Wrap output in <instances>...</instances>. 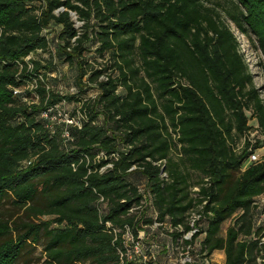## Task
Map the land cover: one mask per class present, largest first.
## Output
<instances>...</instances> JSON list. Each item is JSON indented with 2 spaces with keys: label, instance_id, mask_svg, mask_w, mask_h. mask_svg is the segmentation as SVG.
I'll list each match as a JSON object with an SVG mask.
<instances>
[{
  "label": "trees",
  "instance_id": "1",
  "mask_svg": "<svg viewBox=\"0 0 264 264\" xmlns=\"http://www.w3.org/2000/svg\"><path fill=\"white\" fill-rule=\"evenodd\" d=\"M209 1L0 0V206L12 207L0 220V264L27 260L37 246L44 254L41 264H120L121 237L114 238L105 223L129 224L134 234L142 228L129 213L140 201L138 189H148L152 197L153 209L141 216L142 223H152L154 210L157 221L175 226L192 206L189 189L204 178L209 185L200 189L212 215L201 231L200 252L223 250L224 264L250 263L261 249L264 258V243L244 238L252 234V202L264 192V162H247L248 141L233 146L250 129L264 135V103L225 21L248 38L253 35L264 56V0H229L220 6L225 19ZM59 6L83 21L74 44L70 39L77 31L68 12L53 14ZM56 26L57 51L75 63L80 92L87 84L81 59L86 41L97 40L99 57L112 61L87 81L114 71L96 83L98 97L83 105L88 122L71 128L73 140L66 146L59 132L48 134L37 115L44 103L78 98L50 91L46 99L39 87V103L27 106L12 93L26 76L25 67L18 74L17 60L46 50L40 32ZM33 64L34 72L48 68ZM119 86L124 91H117ZM98 116L101 123L95 124ZM250 118L256 123L249 125ZM174 149L186 171L171 161ZM99 151L119 153L103 173L95 168L104 160L93 164ZM145 158L166 159L169 180H161L159 167ZM132 165L142 169L128 171ZM188 170L199 179L190 183ZM134 174L141 183L128 179Z\"/></svg>",
  "mask_w": 264,
  "mask_h": 264
},
{
  "label": "built area",
  "instance_id": "2",
  "mask_svg": "<svg viewBox=\"0 0 264 264\" xmlns=\"http://www.w3.org/2000/svg\"><path fill=\"white\" fill-rule=\"evenodd\" d=\"M64 11L68 12L70 20L73 22V26L77 31V35L70 39V43L74 44L75 39L80 34L83 21L80 20L76 12L67 10L64 6L55 8L53 10V14L58 16ZM40 12V9L35 10L37 15H39ZM40 34L46 39V50L50 48L52 45L51 43H53V46H51L52 49H57L60 44V39L59 36L54 37L56 34L55 31H53V28H43ZM67 49L69 50V47ZM39 53H43V50L36 49L16 62L18 66V74L22 71V68L25 67L26 76L20 86L12 88V93L13 96H20L22 101L27 106L39 103V94L37 91L39 87L45 89L46 99L50 93V86L42 73V69H39L37 72H34L33 70V61H38L41 64L43 63L44 57H38L37 54ZM79 93L80 90L78 87L72 85L68 90V94L78 98L77 101L72 100L68 102L65 99H61L54 104L44 103L37 115L38 120L50 136H56L59 132L61 144L64 146L73 140L70 131L71 128L80 129L84 122H88V116L83 106L86 99L80 98L78 96ZM97 96L98 95L95 94L92 98ZM261 137H264V135L259 133L257 129H250L242 136L241 145H239V147H242L247 141L249 142L248 163L257 164L264 162V154L259 155L256 153L257 150L253 149V144L257 141V139H261ZM127 148H129V146H127ZM118 157V152L107 154L104 151H99L93 158V164L94 162H99L101 160H104L105 163L96 167L95 171H98L99 173L106 172V170L112 168L113 161H116ZM86 159L88 162V158ZM145 160L159 167V177L161 180H169L168 174L165 170L166 159L151 161L150 158H145ZM29 163L30 161H25V164ZM137 168L142 169L137 165H132L128 171H133ZM208 181V178H204L202 183L189 189V197L192 199V206L189 208L184 221L182 223H177L175 226L168 223L167 220L164 222L157 221L156 212L154 210L152 212L154 215L152 223L143 224L141 216L145 214L147 210L153 209L152 197L148 189H138V192L141 195L140 201L138 205L133 206L129 210V213L136 215V219H138L139 223L142 224V228L137 229V233L134 234V228L129 224H124L122 227H114L109 222L105 223L106 227L114 234V238H116L118 234L121 237L123 249L117 248L120 264L154 263L156 262L157 253L163 247L167 249V253L170 258H175V264H215V262L210 258V255H207L205 252H200L199 250L201 240L200 236L203 235L201 231L207 224L208 218L212 215L211 210L206 209V206L209 203V197L202 194L200 189L201 186H208ZM99 200L102 202L103 198L101 197ZM252 207L253 226L251 239L258 240L260 245L264 243V192L254 198ZM162 229H166L167 232L164 233L161 231ZM150 231H160L161 235L165 234L167 237V243L161 245L159 243L149 241ZM174 232L178 233L176 237L172 236V233ZM244 264L251 263L244 262ZM255 264H264L262 249L259 250V254L255 257Z\"/></svg>",
  "mask_w": 264,
  "mask_h": 264
},
{
  "label": "rangeland",
  "instance_id": "3",
  "mask_svg": "<svg viewBox=\"0 0 264 264\" xmlns=\"http://www.w3.org/2000/svg\"><path fill=\"white\" fill-rule=\"evenodd\" d=\"M209 5L214 6L215 8L219 9L222 18L225 19L224 13H222V8H225L230 4L229 0H210L208 2ZM222 6V8L220 7ZM226 24L230 28V31L232 32L233 36L236 39L237 42V49L238 52L242 55L243 60L247 66L248 72L252 75V83L253 86L257 89L260 99L264 103V56L261 53L260 49L258 48L257 42L255 37L252 35V38H248L246 35L240 33L237 28L232 24L228 19H225ZM60 28L56 26L53 31H55L56 36L58 37V32ZM98 30L97 28L95 29ZM53 46V43H51ZM50 46L49 49L44 50L43 53L37 54L38 57H44L43 63L41 65L47 66V69H42V73L44 74V77L46 78V81L48 85L50 86V91L52 93L58 94V95H68L69 88L73 86H78L76 84V78H77V68L75 63H70L68 61H65L63 58L64 56L61 55L57 49ZM84 46L86 47V51H84L81 59L85 60L84 66L87 69V73L83 76L82 82L87 83L86 86L80 88L81 92L78 94V96L85 100L86 103L92 102V98L95 94L99 95V90L96 86V83L99 81H103L106 79V75L113 73L112 69H107L105 72L97 75V78L93 82H88V77L92 74V72L95 69H100L104 65H107L108 67H111L112 61L107 60V57L105 59H102L99 57V54L97 53L96 49L99 47V42L94 39H90V41H86L84 43ZM52 49V50H51ZM56 50V51H55ZM140 62L138 59H135V66H139ZM143 76L142 71H140L139 76ZM117 91L121 92L124 91V88L122 86H119ZM30 97V96H28ZM75 99V98H74ZM68 101V100H67ZM72 101V100H70ZM69 102V101H68ZM75 102V101H74ZM249 115V113L247 112ZM101 123V116H98L97 120H95V124ZM249 125H253L256 123V120L254 118H250L248 120ZM175 137V136H174ZM241 145V139L239 137L235 138L233 146ZM176 149L173 150L172 154L170 155L171 161L174 163H178L179 166L182 169H185L186 165L185 163L180 160V158L177 155ZM259 155L264 154V137H261L260 144L258 145L257 151ZM187 169V167H186ZM185 169V171H186ZM188 179L191 182L197 181L199 179V175L197 172H190L188 170L187 172ZM130 181H133L134 179L135 183L139 184L142 182V177L140 174H134L130 175L128 177ZM12 207L10 204H4V206H0V220L1 219H7L9 217V214H11ZM50 217L42 216L40 217L41 220H47ZM231 220L225 221L221 226V235H225V230L229 226ZM164 233L167 232L166 229H162ZM245 239L252 238L251 235H244ZM255 255L257 256L259 254V251H254ZM222 254V253H221ZM255 256V257H256ZM27 260H21L18 264H41L44 260V254L42 252V247L37 246L33 253L27 257ZM215 259L222 261V257L219 258L217 256H214ZM251 264H255V260L250 261Z\"/></svg>",
  "mask_w": 264,
  "mask_h": 264
},
{
  "label": "crops",
  "instance_id": "4",
  "mask_svg": "<svg viewBox=\"0 0 264 264\" xmlns=\"http://www.w3.org/2000/svg\"><path fill=\"white\" fill-rule=\"evenodd\" d=\"M203 236H200V239H202ZM149 241H153L156 243H159L161 245L167 243V237L165 234H160V231L156 232H149ZM222 253V254H221ZM214 256H217L219 258L222 257V261H219L214 258ZM210 258L215 262V264H224L225 262V255L223 250H216L213 253L210 254ZM153 264H175V258H170L167 253V249L165 247L161 248V250L157 253L156 262Z\"/></svg>",
  "mask_w": 264,
  "mask_h": 264
}]
</instances>
